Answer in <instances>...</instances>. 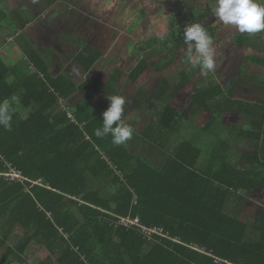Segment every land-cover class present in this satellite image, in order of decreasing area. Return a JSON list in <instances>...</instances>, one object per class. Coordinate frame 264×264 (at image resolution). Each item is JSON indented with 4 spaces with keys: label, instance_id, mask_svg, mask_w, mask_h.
I'll list each match as a JSON object with an SVG mask.
<instances>
[{
    "label": "trees",
    "instance_id": "16d2710c",
    "mask_svg": "<svg viewBox=\"0 0 264 264\" xmlns=\"http://www.w3.org/2000/svg\"><path fill=\"white\" fill-rule=\"evenodd\" d=\"M57 1L47 0L43 10ZM136 9L133 5L129 11ZM185 10L177 17L192 12ZM16 14L10 20L20 35L12 43L20 46L24 60L10 68L0 58V103L7 102L12 115L10 130L0 127V264H30L28 255L36 245L43 252L39 264H264V208L249 222L241 219L249 197L264 191V101L239 99L237 86L227 90L215 80L191 97L198 115L186 121L172 101L201 72L188 63L181 87L173 90L165 83L158 91V109L145 133L125 121L134 129L133 137L114 146L110 136L95 135L102 125L101 110L84 99L69 117L59 103L84 87L100 86L88 80L79 89L66 75L52 80L49 48L42 44L50 38L23 40L27 24ZM208 17L185 19L172 40L177 53L186 47L183 28L190 23H200L217 38L216 28L204 24ZM0 19V27L3 19L9 21L1 5ZM257 35L233 37L244 49L258 46L263 34ZM154 45L160 46L158 54L170 57L163 68L175 64L163 40ZM151 46L139 49L137 57ZM71 60L87 74L99 57L83 49ZM248 62L264 68L262 58ZM26 65L38 72L26 77ZM148 69L143 60L129 81L138 84ZM123 79L117 71L111 93L120 95ZM261 81L253 86L264 91ZM145 96L142 92L137 98ZM21 107L29 111L26 118ZM234 121L242 126L232 125ZM149 146L155 148L153 161L145 154ZM14 171L25 180L5 176ZM120 218L164 228L177 243L158 236L149 242L139 227H127ZM18 227L24 230L19 242L8 244Z\"/></svg>",
    "mask_w": 264,
    "mask_h": 264
},
{
    "label": "rangeland",
    "instance_id": "374dc122",
    "mask_svg": "<svg viewBox=\"0 0 264 264\" xmlns=\"http://www.w3.org/2000/svg\"><path fill=\"white\" fill-rule=\"evenodd\" d=\"M46 1L10 0L7 4L9 7L4 10L9 21L7 19L1 21L3 24L0 27V43L6 42L3 38L7 33H18L15 29L19 28L11 23L10 16L20 13L22 21L29 22L22 31L23 40L27 42L35 40L26 34L28 32L37 35L39 41L43 39L42 35L53 40L50 42V39L44 38L42 44L44 49H52L55 58L51 59V62L56 72L65 70L66 67L74 68L70 76L75 80L76 85L82 87L84 82L91 80L100 86L101 89H94L93 85L84 87L83 96L77 100L85 99L84 101L101 112L109 106L107 96L114 95L111 93L112 78L117 71H120L124 74L119 94L126 100L125 121L131 123L139 133L144 134L150 127L153 115L158 109V99L155 96L165 83L173 90L182 85L181 74L185 72L189 63L186 60V47L177 53L172 40L178 36V29L185 25L187 18L193 20L209 15L204 20V24L206 27L216 28L217 38H213L216 68L207 76L200 72L187 88L178 91L172 105L181 109L180 115L185 117L186 121L194 120L198 110L197 106L193 105L191 97L206 84H213L215 80L227 90L237 86L235 95L237 94L239 99L252 103L264 101V91L253 86L261 84V80L264 79V68L248 62L250 59H264V30L257 32L258 35L263 34V36L256 42L258 44L256 48L250 46L240 49L236 46L233 36L253 35V33H241L234 26L217 21L210 11L208 0H188V4L193 7L191 10L184 9L188 7L184 0L182 2H179L180 0H72L69 3L59 1L44 11L43 9L48 7ZM133 5L137 9L131 13L129 9ZM184 10L192 12L177 17ZM154 40H163L171 48V56L176 59L174 65L163 68L168 64L169 60L166 62V59L170 57L167 53L158 54L160 46H157V49H154L155 45L151 46ZM12 42L14 41H11L12 48H16V44ZM149 46L153 47L149 49V53L137 57L136 52L139 49ZM83 49L99 57L91 74H85L82 67L71 60V58L76 59ZM17 52L21 53L20 48H17ZM143 60L148 62V72L138 84H134L129 81V77ZM142 92L146 93L145 100L137 98ZM197 123H200V119ZM232 125L242 126L241 122L237 121ZM145 154L153 161L154 146L147 147ZM263 208L264 191L259 190L246 201L241 219L249 222L257 218Z\"/></svg>",
    "mask_w": 264,
    "mask_h": 264
},
{
    "label": "clouds",
    "instance_id": "9594fccd",
    "mask_svg": "<svg viewBox=\"0 0 264 264\" xmlns=\"http://www.w3.org/2000/svg\"><path fill=\"white\" fill-rule=\"evenodd\" d=\"M209 8L224 25L234 26L241 33H257L264 30V0H208ZM187 62L198 66L207 76L216 68V49L213 39L200 23H190L183 28ZM108 108L102 114V125L95 129L99 138L111 137L114 146L126 144L132 139L134 129L125 122L126 100L122 95H108ZM12 115L7 102L0 103V127L11 128Z\"/></svg>",
    "mask_w": 264,
    "mask_h": 264
},
{
    "label": "crops",
    "instance_id": "0c3cea01",
    "mask_svg": "<svg viewBox=\"0 0 264 264\" xmlns=\"http://www.w3.org/2000/svg\"><path fill=\"white\" fill-rule=\"evenodd\" d=\"M0 1H1L0 5L2 6L1 8L3 10H5V8H7V6H8L7 4L10 3L9 2L10 0H0ZM59 1H64V0H59ZM59 1H57V2H59ZM64 2H66V1H64ZM5 5H6V7H5ZM25 23L28 24L29 22H25ZM26 34L32 36V38H34L35 41L38 40V36L37 35H32L29 32L26 33ZM19 35H20V33H16V36L15 35H8L6 39H5V37L3 38V41L6 40V42L5 43H0V58L10 68H14L16 64H20L21 61L24 60V57H23L24 55L22 53V49L17 44V42L15 43L16 46H17L16 48H12V44H11V41L16 40ZM42 36L46 37L45 35H42ZM51 41H53V40L50 38V42ZM17 48H20L21 53L17 52ZM46 58H47L48 66H49L48 74H49V76L51 77L52 80L53 79H57L61 75H66L67 78H69L71 80V82L74 84V86H76L79 89L81 88V86L76 85L75 80L70 76V73L72 72V70H74V68L66 67L65 70L56 72V69H54L55 66L51 62V59L55 58V56L52 55V49L49 48V53H47ZM56 66L58 67V63H56ZM24 72L26 74V77L29 78V77L35 75L38 71L35 68L30 67L29 65L27 67V65H26V67L24 68ZM91 73H92V71H90L87 74H91ZM83 93H84V90L80 89L79 92L76 94V96L73 97L72 99L66 100V101L65 100H61L59 102V103H62V107H65L68 111H70V112L67 113L69 117L73 116L72 113H74V111L76 110L75 103L77 101H79L77 99L80 96H83ZM19 105H20V103H18V106ZM31 108L32 109L35 108V105H33ZM21 112H23L22 114H23L24 118H26L28 116V114H29V111H24L22 107H21ZM23 232H24L23 228H16L14 233H12L11 238L8 241V244H10V243H18L20 238H21V236H22V234H23ZM170 241H172L174 243H177V241L172 240V238H171ZM42 259H43V252H42L41 248L38 245H36L34 247L32 246V249H31V251L29 252V255H28L29 263L30 264H39L42 261ZM1 260H2V253H0V261Z\"/></svg>",
    "mask_w": 264,
    "mask_h": 264
},
{
    "label": "built area",
    "instance_id": "2783aa9c",
    "mask_svg": "<svg viewBox=\"0 0 264 264\" xmlns=\"http://www.w3.org/2000/svg\"><path fill=\"white\" fill-rule=\"evenodd\" d=\"M73 117V116H72ZM5 176L11 180L24 181L25 178L21 175L20 172L14 171L9 174H5ZM122 223L127 227L137 226L143 233L144 237L147 241L152 242L156 236L166 238V240H171L169 234L164 230V228L160 227H148L142 224L140 219L133 218H120ZM204 253V252H200Z\"/></svg>",
    "mask_w": 264,
    "mask_h": 264
}]
</instances>
